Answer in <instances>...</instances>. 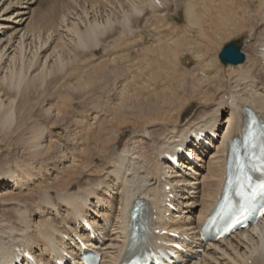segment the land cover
Instances as JSON below:
<instances>
[{
	"label": "bare ground",
	"instance_id": "6f19581e",
	"mask_svg": "<svg viewBox=\"0 0 264 264\" xmlns=\"http://www.w3.org/2000/svg\"><path fill=\"white\" fill-rule=\"evenodd\" d=\"M195 1L94 0L87 6L80 0H0V134H18L26 144L22 158L0 168V264H12L25 251L41 264H52V256L63 246L78 256L65 238L74 241L73 234L82 227L80 216L104 234L105 239L96 241L81 234L102 253V264H120L130 247L132 209L143 202L153 206L150 225L155 230L187 236L191 253L187 264H264V220L218 242L205 243L200 238L205 220L222 195L231 144L246 130L247 112L264 119V0H214L216 23H223L221 30L227 33L229 26L233 32L226 35L237 33L235 42L245 48V63L229 66L225 72L202 51L194 50L192 39L205 41L202 30L217 26L195 12ZM170 4L179 10L175 12L179 20L185 14L189 26L195 27H174L169 20L175 15L167 11ZM135 18L145 20L139 25ZM198 22L203 28L208 23L214 26L203 29ZM218 31L212 32L218 35ZM65 35L73 37L76 49L84 54L76 67L71 64V71L63 50ZM74 45L67 43V49ZM178 57L189 66L191 84L182 80L183 71L177 76L159 74ZM56 68L69 73L61 75ZM136 70L149 85L145 83L144 90L145 85H139L144 81L134 77L138 87L131 95L126 86ZM53 76L56 85L49 79ZM109 76L116 77V83L110 88L114 104L108 120L112 117L109 121L116 125L104 129L95 121L85 127L89 135L80 131L86 140L89 136V142L74 132V148L50 149L52 141L42 124L45 116L53 115L52 106L45 107L51 97L55 99L54 93L47 94L49 83L59 93L70 81L67 86L72 93L87 97L94 94L96 82L107 88ZM174 81L188 87L170 95L169 90H176ZM119 126L123 129L115 138L112 135ZM216 127L219 137L212 141L209 133ZM199 131L209 148H194L193 136ZM186 145L196 156L195 163L182 157L186 162L182 170L170 166L167 154ZM45 154L50 158L42 160ZM163 179L172 186L176 212L162 203ZM164 239L169 236H154L155 242Z\"/></svg>",
	"mask_w": 264,
	"mask_h": 264
},
{
	"label": "rangeland",
	"instance_id": "374dc122",
	"mask_svg": "<svg viewBox=\"0 0 264 264\" xmlns=\"http://www.w3.org/2000/svg\"><path fill=\"white\" fill-rule=\"evenodd\" d=\"M62 2H65V0H61ZM84 1V2H83ZM80 0V2H83V3H87V2H91L92 3V1H94V0H90V1H88V0ZM86 1V2H85ZM173 1V0H172ZM200 0H196L195 2V4H197L196 5V7H197V11L195 10V12L197 13V12H199V13H197V14H199V15H202V17H204V19L206 18V20L207 19H209V23H211L210 21H212L213 23L215 22V25L217 24V26H218V28L219 29H217V26L215 27V29H213L212 30V26L211 25H213V24H210V26L207 24V22H208V20H207V22H206V24H207V26L208 27H210V28H206V30L208 31V30H210V31H208V34H207V31L206 30H202V32L205 34V32H206V34H207V36L208 37H210V39H208V37L206 36V34H205V41H204V39H203V37H202V40L201 39H192L193 40V42L194 43H192V45H194V50L196 51V52H200V51H202V52H200L201 54H205V58L207 59V60H209L210 61V63L214 66V67H216V65L218 66V67H216V68H218L219 70L221 69V71H227V70H229V66L228 67H225V66H223L221 63H220V61H219V54H220V52L222 51V49L224 48V46H226L227 44H229L230 42H232V41H235L236 40V38H237V33H235L234 35H231V36H228V35H230L231 34V32H233V30H231L230 31V29H229V26H227L228 28H226L227 29V31L229 30V32H230V34H228L227 32H225V31H223V30H221L222 29V27H223V23H216V20L217 19H214V17L216 16L215 14L217 13V11H218V8L216 9V6L215 5H218L217 3L219 2V0H217V3H216V1H214L216 4H209V1L210 0H201L200 2H199ZM213 1H211L212 3H214ZM221 1H223V0H221ZM220 1V2H221ZM228 1H230V0H228ZM227 0H224V3H227L228 2ZM234 1V0H233ZM199 2V3H198ZM89 3H87V6H89ZM209 4V5H208ZM220 5L222 4V3H219ZM230 4H231V2H230ZM229 3H228V5H230ZM232 4H234V3H232ZM82 5V4H81ZM209 7H208V6ZM219 5V6H220ZM195 6V5H194ZM213 6V7H215V8H211V7ZM233 6V5H232ZM234 6H235V4H234ZM196 7H195V9H196ZM218 7V6H217ZM182 8V7H181ZM204 8H209L208 10H205V11H202ZM210 8L212 9V10H210ZM168 9L169 10H167L168 11V13L170 14H172L173 13V15H171V16H173L174 17V15H175V17H174V19L172 18H170L171 16L169 15L168 17L170 18V23L174 26V23L176 24L174 27H177V25L179 26V27H177V28H181V29H189L188 27H190V26H192L193 24L192 23H190L191 25L189 26V22H188V19H187V15H185L184 14V17L182 18V19H178V17H177V15L178 14H176L175 12H179V10L176 8V6H175V4H174V6L173 5H171L170 4V6H168ZM201 9V10H200ZM170 11V12H169ZM210 11H212V13H210ZM201 13V14H200ZM208 13V14H207ZM214 13V14H213ZM185 16H186V19H187V21H185ZM136 19H138V20H136ZM202 19V22L201 23H205V22H203V18H201L200 17V20ZM142 20V21H141ZM144 18H135L134 19V21L135 22H139V25H140V23L141 22H144ZM176 20V21H175ZM205 20V21H206ZM168 21V22H169ZM174 22V23H173ZM188 22V23H187ZM199 23V22H198ZM201 23H199V24H201ZM143 23H141V25H142ZM188 24V25H187ZM199 24L197 25L198 26V28H199ZM203 24H201L202 25V28H203ZM196 25V24H195ZM225 25V24H224ZM227 25V24H226ZM225 25V26H226ZM182 26V27H181ZM183 26H188L187 28L185 27V28H183ZM194 26V25H193ZM192 26V27H193ZM205 26V25H204ZM207 26H205V27H207ZM214 26V25H213ZM195 27V26H194ZM204 27V28H205ZM197 28V27H196ZM201 28V29H202ZM203 28V29H204ZM214 28V27H213ZM200 29V28H199ZM224 29V28H223ZM215 30L216 31H218V30H220V32L218 31V35H215L214 34V32H215ZM119 31V30H118ZM212 31H214V32H212ZM211 34H210V33ZM225 32V34H223ZM213 33V34H212ZM222 34V36L220 35V34ZM226 33L228 34V35H226ZM233 34V33H232ZM213 35H215V36H213ZM221 36V39H220V36ZM217 36H219V40L216 38ZM227 36V37H226ZM234 36V37H233ZM65 37H66V39H65ZM65 37H64V39L65 40H67L66 42L67 43H69V44H71V45H74L73 44V37H70V36H66L65 35ZM67 37H70L69 39H67ZM212 37H213V39H212ZM209 40V41H207V40ZM216 39V40H215ZM64 40V41H65ZM212 40V41H211ZM215 40V43L213 42ZM196 41H197V43H196ZM202 41V42H201ZM209 42V44H207V42ZM210 41H211V44H210ZM220 41V42H219ZM236 41H239V39L237 38V40ZM214 44H213V43ZM65 43V42H64ZM67 43L66 44H64V45H66V46H63V50H66V61L68 62V60H69V64L70 65H68V63H67V65H66V68L68 69V67L67 66H69V68L70 69H68V70H72L71 68L72 67H74L75 65H78L79 64V62L83 59V55L84 54H82V52H80L79 50H77L76 49V46L74 45V47L73 46H70L69 48L70 49H67L68 47H67ZM201 43H205L206 44V46H205V44L204 45H202ZM197 44V45H196ZM199 44V45H198ZM207 45H210L209 47L207 46ZM212 45V46H211ZM202 46H203V48H202ZM206 48H205V47ZM214 46V47H213ZM209 49H208V48ZM73 48H74V50H73ZM76 49V50H75ZM209 51H208V50ZM245 48L242 46V53H243V50H244ZM199 50V51H198ZM72 51V52H71ZM80 52L79 54H81V55H78V53L76 54V52ZM245 51V50H244ZM77 55V56H75V54ZM71 53V54H70ZM72 53H73V55L75 56H72ZM88 53V52H87ZM90 53V52H89ZM88 53V54H89ZM246 53V52H245ZM70 56V57H69ZM72 56V57H71ZM78 56H80V58H78ZM74 57V58H73ZM77 57V58H76ZM180 57V56H179ZM179 57H178V59H176V61L175 62H172V63H170V66L168 65V68H167V70L166 71H163V74H161L162 73V71H160L159 72V74L161 75V76H163V75H166V73L164 74V72H167L168 74H171V75H173L174 74V76L176 75H181L183 72V74L185 75H183V77H182V80L183 81H186L187 82V84H191V81H192V78L190 77V76H188V72H186L187 70H189V66L188 65H185V64H183L182 62H181V59L182 58H180L179 59ZM75 59H79V60H75ZM72 61H74V63L72 62ZM216 61H217V63H216ZM72 62V63H71ZM215 63V64H214ZM71 64H72V67H70L71 66ZM75 64V65H74ZM184 66V67H183ZM76 67V66H75ZM186 67V68H185ZM231 67V66H230ZM232 67H234V66H232ZM65 68V69H66ZM224 68V69H223ZM66 69V71L64 70V71H58L57 70V68L55 69V70H57L61 75H64V74H66V72L67 73H69V71ZM56 71V72H57ZM139 70H136V71H133L134 73H136V75H132V77L130 78V80H131V83H133L132 85L134 86H131L130 84L131 83H128V82H130L129 80H128V82H127V84L132 88H134V89H132L131 90V88H129V86H126V87H128V90H130V94L131 95H133V92H137V88L136 87H138V85L136 84V85H134L135 83H138L137 81H136V78H140V79H144V78H142L143 76V74L141 73V72H138ZM183 71V72H182ZM224 71V72H225ZM55 72V73H56ZM186 72V73H185ZM55 73H53V75L55 74ZM56 75V74H55ZM59 75V74H58ZM56 76V77H59V76ZM60 75V76H61ZM110 75H112V74H110ZM51 76V75H50ZM49 76V77H50ZM56 77H55V79H53L54 78V76L52 77V78H49L50 79V81H52L51 79H53V80H56ZM134 77H136V78H134ZM112 78V79H111ZM138 78V80H139V83H142V80H140ZM48 79V78H47ZM115 79H116V77H112V76H109V79H108V83H109V85H108V87L106 88V85H104V84H102V83H99V82H96L95 84H94V86H95V88H94V90H95V92H94V94H91V96H84V93H81V95H79L80 94V92L78 93V92H74V93H72V89L70 90L69 88H68V86L67 85H71L72 83L70 82V81H68L67 83H69V84H67V83H65L66 84V86L65 87H61L62 89H64L65 88V90L67 91L68 90V92H69V95L71 96V98H67V97H70V96H68V92L66 93V91L65 90H63L64 91V93L65 94H60V92L62 91V90H59V93L56 91L57 89H54L55 90V92H52V90H53V88L52 87H54V86H52V85H56V81H55V84H54V82H53V84L51 85L50 83H49V80H48V83H49V85L50 86H47V88H46V90L48 89L49 91V93L47 92V94H50V95H52L53 93V97L55 98V99H53L51 96H49V98L51 97V101H53V102H51L50 101V99L47 101V102H45V107H46V109H47V107L48 108H50L51 106V108L53 109H51V114H53V115H55L54 117H51V116H53V115H51L49 118H51V119H48V117H46L45 116V118L46 119H42V124L45 126V127H47V133H46V138H50L51 140L50 141H52L51 142V147H50V149H72V148H74V142L77 140L76 138H75V133H77V135H80V133L82 134V132L84 131V133L83 134H88L89 132H88V130L85 128V127H87V125L88 124H90V123H93V122H95L96 121V123L97 124H95V125H98V124H100V123H102L103 125H102V127L104 128V129H112L113 128V126H115L116 124H113V122L112 121H109L108 120V117H109V115H111V113H112V106H113V104H114V101H113V91H111L110 90V88H111V86L112 85H115ZM132 79H134V80H132ZM69 80V79H68ZM67 81V80H66ZM144 81V80H143ZM47 83V84H48ZM144 84H139L140 86H143V85H145V83H146V85H149L146 81H144L143 82ZM174 83L175 84H173V87H175L174 89H176V90H169L168 91V93L171 95L172 93H180V92H182L183 91V89H185V88H187L188 87V85H187V87L186 86H184V85H180V83L181 82H179V84L177 83V81H174ZM146 85L145 86H143V88H145L144 90H147V87H146ZM48 87H50V88H48ZM66 87L68 88V89H66ZM181 87V88H180ZM54 88H56V87H54ZM141 88V87H140ZM76 89V88H75ZM74 89V90H75ZM139 89V88H138ZM53 90V91H54ZM70 90V91H69ZM127 90V92H129ZM62 91V92H63ZM76 91V90H75ZM131 91H132V93H131ZM139 92L141 91V90H138ZM71 92V93H70ZM148 92H149V90H148ZM60 94V95H58V94ZM76 93V94H75ZM46 94V95H47ZM58 95V96H57ZM62 95H63V97H62ZM74 95H75V99H74ZM173 95V94H172ZM59 96H61L62 98H64V97H66V98H64V99H62L61 97V99L62 100H60V98H59ZM77 98H79V100H77ZM76 100V101H75ZM79 101V102H78ZM82 104H81V103ZM48 103V104H47ZM52 104V105H51ZM55 105V106H54ZM50 106V107H49ZM140 106H141V104H140ZM55 109V110H54ZM57 111V112H56ZM59 111V112H58ZM138 113L141 111V108H140V110H136ZM61 112V113H60ZM103 113V114H102ZM60 115V116H59ZM63 116V117H62ZM96 116V117H95ZM54 118V120L56 121H53L52 119ZM94 118H96V120H94ZM79 119V120H78ZM46 120H47V122H46ZM81 120V121H80ZM51 121H53L54 123H53V125L55 124V126H53L52 125V123H51ZM51 123V124H50ZM50 125L52 126V127H50ZM58 126V127H57ZM49 127V128H48ZM66 128V129H65ZM85 128V129H84ZM73 129V130H72ZM76 129V130H75ZM79 129V130H78ZM115 129H117L116 131V133H113V137H118V133L123 129L122 128V126H119V127H116ZM119 129V130H118ZM69 130H70V132L72 133V135L70 134V132H69ZM87 130V131H86ZM65 131V132H64ZM68 131V132H67ZM80 131H82V132H80ZM111 131V130H110ZM63 132V133H62ZM67 132V133H66ZM75 132V133H74ZM66 133V134H65ZM67 134H70V135H67ZM80 135L79 137H84V135ZM61 135V136H60ZM89 135V134H88ZM58 136V137H57ZM60 136V137H59ZM68 137V138H67ZM70 137H74V139H73V141H72V139H70ZM77 137V136H76ZM87 137V136H86ZM89 137V136H88ZM88 137H87V140L85 139V137H84V140H85V142H89V139H88ZM115 137V138H116ZM67 140H65V139ZM78 138V137H77ZM64 139V140H63ZM76 139V140H75ZM70 140V141H69ZM75 140V141H74ZM22 141H24L23 140V138H21L18 134H17V136L16 135H10V134H3V135H1L0 134V168L1 167H3L5 164H8V163H11V162H13L14 160H17L18 158H22L24 155L21 153V151L23 150V149H26L25 148V143L24 142H22ZM55 142V143H54ZM24 145H23V144ZM68 143V144H67ZM66 144V145H65ZM65 145V146H64ZM73 145V146H72ZM22 149V150H21ZM47 149V148H46ZM49 156L51 155V153L49 152V153H47ZM48 155L46 156V154L45 155H43L42 156V158L43 157H45L46 159H49L50 157H48ZM45 158H43L42 160H46Z\"/></svg>",
	"mask_w": 264,
	"mask_h": 264
},
{
	"label": "water",
	"instance_id": "95a60500",
	"mask_svg": "<svg viewBox=\"0 0 264 264\" xmlns=\"http://www.w3.org/2000/svg\"><path fill=\"white\" fill-rule=\"evenodd\" d=\"M220 61L223 65H239L244 63L245 56L241 53V47L236 42L229 43L220 53Z\"/></svg>",
	"mask_w": 264,
	"mask_h": 264
},
{
	"label": "snow or ice",
	"instance_id": "6c2138e0",
	"mask_svg": "<svg viewBox=\"0 0 264 264\" xmlns=\"http://www.w3.org/2000/svg\"><path fill=\"white\" fill-rule=\"evenodd\" d=\"M262 167H264V164H262Z\"/></svg>",
	"mask_w": 264,
	"mask_h": 264
}]
</instances>
